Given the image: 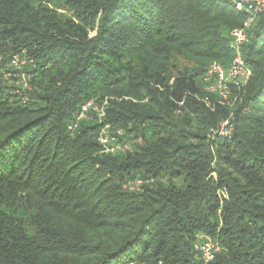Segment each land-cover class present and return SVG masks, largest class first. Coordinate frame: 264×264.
I'll return each mask as SVG.
<instances>
[{"label": "trees", "instance_id": "16d2710c", "mask_svg": "<svg viewBox=\"0 0 264 264\" xmlns=\"http://www.w3.org/2000/svg\"><path fill=\"white\" fill-rule=\"evenodd\" d=\"M43 1L0 0V264H264V15L224 135L206 76L234 57L231 0ZM106 102L127 152L102 151Z\"/></svg>", "mask_w": 264, "mask_h": 264}, {"label": "built area", "instance_id": "2783aa9c", "mask_svg": "<svg viewBox=\"0 0 264 264\" xmlns=\"http://www.w3.org/2000/svg\"><path fill=\"white\" fill-rule=\"evenodd\" d=\"M235 9L246 16V20L242 26L233 29L231 48L234 51V57L229 65H224L221 62L214 61L208 68L206 80L211 82L208 86V90L215 93L219 98V103L228 104L231 101V88L230 84L234 83L238 87H243L247 84L251 78L253 72L251 67L247 64L243 57L242 47L249 41V31L253 23L264 15V0H231ZM211 87V88H210ZM93 101L88 102L82 109L79 119L85 117V112L88 108L92 107ZM76 124H71L69 128L73 130ZM233 130V124L231 121L220 125L219 132L224 135H230ZM121 134L119 130L117 132ZM115 142V145H111L110 142L105 143V140ZM99 141L102 145H106L108 149L125 150L127 144H118L115 137L110 135L103 139L99 137ZM208 252V260L214 258V253Z\"/></svg>", "mask_w": 264, "mask_h": 264}, {"label": "rangeland", "instance_id": "374dc122", "mask_svg": "<svg viewBox=\"0 0 264 264\" xmlns=\"http://www.w3.org/2000/svg\"><path fill=\"white\" fill-rule=\"evenodd\" d=\"M43 3L46 6H48L49 8H53V6H52L53 4L52 3H48L46 0H44ZM58 12L59 13H64V15H66V16L73 17V13L71 11H67V10L60 9V10H58ZM94 34H95V31H91V34L90 35L92 36ZM16 64H18V62H16ZM20 64L21 63H19L17 65V68L18 69L21 68V65ZM173 81H174V79H171L170 84H172ZM29 82H30L29 76L28 75H24L23 78H22V80L19 81L18 83H16V85H18L19 87L23 86L25 88L27 87L28 89H30V86L28 85ZM246 87H247V84L244 85L240 89L242 91V93H243V91H244V89ZM242 98H243V95H241L240 93H238V96H236L233 99H231L230 103L223 105V106H229L230 109H231V112H230V114H229V116L227 118H224V119H222V120L219 121L220 125L223 124V123L229 122L230 120H228V119H230V118H233L234 119V117H235L234 110L238 106V103L242 101ZM109 108H110V105H109L108 102H106V103H104L103 106H99V105L96 104V107L94 109L95 112L97 113V116L99 118L100 123H102V126H101L100 131H99L98 138L99 137H102L103 139H106V137H108L111 133H113L114 131L117 130V128H113V125H111L110 123H103L105 121V117L107 116V111H108ZM214 128H212L211 131L209 133H207V139L214 136L215 133L213 131H216L217 132L218 129L215 128V130H214ZM105 141H106L105 143L110 142L109 139L108 140H105ZM110 143H111V145H115V142H110ZM118 144H121L122 145V143H118ZM128 148H130V145L127 146V150L125 152L128 151ZM102 149H103L102 150L103 153H107V154H115V153H117V151H121V150H117V149L114 150V151H112V150L108 149L107 146L104 145V144L102 145ZM213 149H214L213 151H215L217 153V146H215ZM212 176L215 179L217 177L216 176V173H212ZM140 185H141V182L138 181V182L132 183L131 184V188L132 189H139L140 188ZM218 196H219L220 199H222L224 197L221 191H218ZM199 239H200V241H202V243H199V247L201 248V252L203 253V259L204 260H208V252H207V249H209L210 253H214L219 248V246H218L219 243L217 241L213 240L208 235H204V234L201 235ZM159 264H161V263H159Z\"/></svg>", "mask_w": 264, "mask_h": 264}]
</instances>
